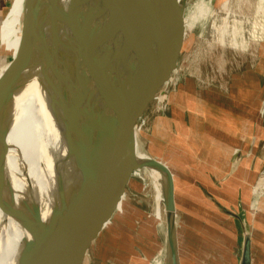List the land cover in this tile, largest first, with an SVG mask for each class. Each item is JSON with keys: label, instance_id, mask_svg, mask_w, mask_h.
Returning a JSON list of instances; mask_svg holds the SVG:
<instances>
[{"label": "water", "instance_id": "water-1", "mask_svg": "<svg viewBox=\"0 0 264 264\" xmlns=\"http://www.w3.org/2000/svg\"><path fill=\"white\" fill-rule=\"evenodd\" d=\"M61 1L25 0L20 46L16 53L5 49L6 64L0 68H6L0 79V208L19 220L32 236L21 249L16 264H85L102 235L115 228L118 206L123 200L125 206L128 190L137 179H144L143 176L152 180L150 167L158 168L165 176L161 186L166 198V264H180L177 218L181 201L174 176L159 161L139 159L137 147L142 152L139 143L146 134L149 111L165 94V88L178 68L184 45L187 0H137L141 7L138 20L117 0H65L90 27L122 33L133 56V65L127 63L123 75L110 67L105 53L100 52L95 57L103 86L110 85L116 94L121 90L130 98L128 105L126 101L117 103L115 115L124 125V133L117 151L108 153L103 178L92 166L79 129L82 106L75 103L72 90L65 91L57 84L52 63L47 59L48 39L42 24L50 20L53 23L51 31L56 30L54 21ZM33 72H38L37 78L47 92V105L57 128L62 129V142L66 148L63 154V145L47 147L56 177L52 191L63 202L57 212L75 215V225L72 222L71 229L58 232L56 238L48 223L42 220L38 205L29 206L23 202L22 209H17L12 197L7 198L5 193L11 194L6 161L13 149L7 141L15 120L13 99L26 76ZM16 156L22 165L23 155L17 151ZM22 167L25 171L24 165ZM226 213L235 219L238 227L240 223L242 247L238 264H252V239L246 220L230 210ZM76 239L77 246L74 245Z\"/></svg>", "mask_w": 264, "mask_h": 264}, {"label": "rangeland", "instance_id": "rangeland-1", "mask_svg": "<svg viewBox=\"0 0 264 264\" xmlns=\"http://www.w3.org/2000/svg\"><path fill=\"white\" fill-rule=\"evenodd\" d=\"M10 5L11 0H0V9L3 13L8 11ZM19 13L22 15V10ZM16 22L19 23L18 35L8 44V48L13 53H16L22 40L20 39L21 20L17 19ZM184 26V45L178 68L165 88V94L151 107L145 127L147 136H144L139 145L145 154V161L150 158L165 164L172 174L175 171L181 182L185 183L190 179V163H188L190 159L178 157L176 149L179 140L173 132L171 123L176 95L184 87L182 85L194 82L197 91L194 102L198 104L199 109H203L202 104L207 97H211L212 102L216 101L218 104V96L228 91L232 81L239 77V114L246 115L249 112L247 101L252 95L250 92L256 91L257 93L253 94L254 98H257L259 104L262 102L264 99V0H187ZM6 60L5 49L0 47V68L6 64ZM248 70L255 71L252 80L260 82V88L258 86L252 90L250 89L252 86L244 87L243 81L247 80L244 77L242 81L241 78ZM245 88L250 91L247 93ZM210 92L214 96H210ZM262 138L264 140V135ZM137 156L139 158L138 150ZM259 162V168L255 170L254 182L250 187L249 202L247 201L249 206L259 205L256 211L250 210L256 229L264 226V158L260 156ZM150 169L148 171L151 173ZM152 173V180L149 176H143L144 179H137V183L128 190L124 210L120 204L118 206L119 218L115 222V228L102 235L90 251L85 264L167 263L165 203L160 206L162 219L155 222L154 228L149 222L145 225L142 223L144 217H156V209L159 205L156 196L164 195L162 186L161 192L157 190L160 189L158 180L161 185L165 176L161 172L159 177L155 172ZM186 185L182 184L183 207L177 218L181 264H231L229 258L231 249L226 247L232 242V230L235 225L232 219L220 210L221 203L225 204L226 201L205 198L199 190L200 188L205 191L203 184L198 185L199 188L195 184H189L190 187L192 185L190 189H193V194L190 193L189 185ZM258 188H262V192L255 193L254 190ZM214 193L216 196H226L219 188L214 190ZM127 207L131 211L126 209ZM109 225L110 223L105 228L108 229ZM254 264H264V249L254 250Z\"/></svg>", "mask_w": 264, "mask_h": 264}, {"label": "bare ground", "instance_id": "bare-ground-1", "mask_svg": "<svg viewBox=\"0 0 264 264\" xmlns=\"http://www.w3.org/2000/svg\"><path fill=\"white\" fill-rule=\"evenodd\" d=\"M117 1L137 20L140 18L141 7L137 0ZM51 23L50 20H45L42 24L43 33L45 32L48 39L47 59L52 63V72L57 84L65 91L72 90L75 103L82 106L83 111L78 118L79 129L92 166L103 178L108 153L117 151L124 133V125L115 115L117 103L126 101L128 105L130 98L121 90L116 94L110 85H107V88L103 86L99 75L100 68L95 62V57H98L100 52L105 53L110 61V67L116 70L117 74L123 75L126 72L127 63L133 65L132 52L122 33L90 27L69 8L65 0L59 3L57 20L54 21L56 30L51 31L53 24ZM46 29H48L47 32ZM5 70L6 68L0 69V79ZM36 74L38 72L26 76L13 99L15 120L7 137L13 149L9 151L6 161L11 194L7 191L5 193L7 198L12 197L17 209H22L23 202L29 206L38 205L42 220L48 223L56 238L58 232L63 233L71 229L72 222L75 225V215L57 212L63 202L52 191L56 177L48 158L47 147L63 145V133L53 121L51 110L47 105V92ZM137 150L139 158L145 161L144 152H141L138 147ZM17 151L23 155L22 165L16 156ZM65 152L66 148L63 145L62 153ZM148 159L147 162L152 160ZM23 165L25 171L22 170ZM150 171L151 175L155 172L159 177L158 168H151ZM158 188L160 189L157 191L161 192L159 180ZM261 190L262 188H258L254 192L258 193ZM162 196L159 194L156 196L159 201L156 217L142 218L143 225L149 222L154 228L155 222L162 219L160 206L166 201L165 196ZM120 205L124 210V201ZM258 208V204L256 207L252 206L253 211ZM126 209L131 211L129 207ZM62 220L66 221L62 222ZM31 239L32 236L20 221L8 216L0 208V264H16L21 249ZM74 245H78V239Z\"/></svg>", "mask_w": 264, "mask_h": 264}, {"label": "crops", "instance_id": "crops-1", "mask_svg": "<svg viewBox=\"0 0 264 264\" xmlns=\"http://www.w3.org/2000/svg\"><path fill=\"white\" fill-rule=\"evenodd\" d=\"M24 2L25 0H11L7 12L3 13V10L0 9V18H2L0 21L2 22L0 26L1 49L10 50L9 42L15 40L18 35L19 23L16 20L22 18L19 11L22 10L23 14ZM20 39H22V29ZM249 73L251 74L249 75ZM253 73L255 71L248 70L241 79L243 81L245 77L247 80L243 81L244 87L252 86L250 89L255 90L258 86L260 88L261 83L252 80ZM238 79L239 77L234 82L232 81L228 91L218 96V104L216 101L213 103L211 97H207L208 101L204 98L203 109H199L198 104L194 102L195 93H197L195 83L188 82L186 85H182L184 87L179 90L175 104H173L174 113L171 115V123L173 132L179 140L177 149L175 148L178 157L190 159L188 162L190 163V179L184 183L181 182V178L175 171L173 174L176 191L181 201V210L183 207L182 184H195L197 187L203 184L205 191L198 188L205 198L226 201L225 204L221 203L220 210L231 218L235 225L232 230V242L226 247V249H231L229 253L231 264H238L240 261L242 236L240 223L238 227L235 219L228 215L226 210H230L246 220L251 232L252 264H254V250L264 249V226H259L256 229L253 224L254 221L250 213L252 206L248 204V195L254 182L253 179H255V170L259 168V158L260 156L264 158V140L262 138L264 135V99L259 104L253 95L257 92H250L252 95L247 101L250 114L249 112L246 114L247 116L239 114ZM247 88L245 89L248 93L250 90ZM211 92L210 96H214ZM240 93L242 95V92ZM241 100L243 101V99ZM186 138L189 139L186 140ZM190 188L192 185L191 187L189 185ZM218 188L226 196H216L214 190H218ZM192 190L190 189V193L193 194ZM194 194L196 193L194 192ZM188 258H190L189 252Z\"/></svg>", "mask_w": 264, "mask_h": 264}]
</instances>
